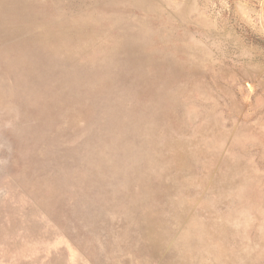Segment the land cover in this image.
<instances>
[{"label": "rangeland", "instance_id": "374dc122", "mask_svg": "<svg viewBox=\"0 0 264 264\" xmlns=\"http://www.w3.org/2000/svg\"><path fill=\"white\" fill-rule=\"evenodd\" d=\"M0 264H264V0H0Z\"/></svg>", "mask_w": 264, "mask_h": 264}]
</instances>
